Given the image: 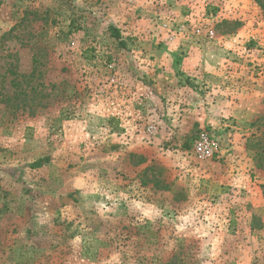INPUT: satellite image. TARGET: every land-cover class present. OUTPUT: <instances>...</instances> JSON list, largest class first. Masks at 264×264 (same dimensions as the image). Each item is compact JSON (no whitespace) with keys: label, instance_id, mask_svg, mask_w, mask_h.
Returning <instances> with one entry per match:
<instances>
[{"label":"rangeland","instance_id":"rangeland-1","mask_svg":"<svg viewBox=\"0 0 264 264\" xmlns=\"http://www.w3.org/2000/svg\"><path fill=\"white\" fill-rule=\"evenodd\" d=\"M0 264H264V0H0Z\"/></svg>","mask_w":264,"mask_h":264},{"label":"built area","instance_id":"built-area-1","mask_svg":"<svg viewBox=\"0 0 264 264\" xmlns=\"http://www.w3.org/2000/svg\"><path fill=\"white\" fill-rule=\"evenodd\" d=\"M194 33L196 35L201 34V29L199 27L195 28ZM204 35L210 39L213 37L214 32L211 28H207L204 31ZM216 148L217 145L214 143L210 134L204 129L199 131L192 144L193 154L198 160L211 159L216 153Z\"/></svg>","mask_w":264,"mask_h":264},{"label":"trees","instance_id":"trees-1","mask_svg":"<svg viewBox=\"0 0 264 264\" xmlns=\"http://www.w3.org/2000/svg\"><path fill=\"white\" fill-rule=\"evenodd\" d=\"M116 37H118L119 36V34H118V32L117 31H115V34H114ZM41 164V160L40 161H38L37 163H36V166H39Z\"/></svg>","mask_w":264,"mask_h":264}]
</instances>
